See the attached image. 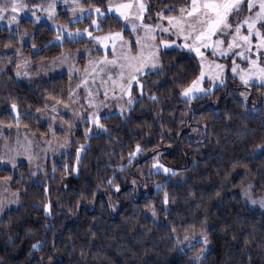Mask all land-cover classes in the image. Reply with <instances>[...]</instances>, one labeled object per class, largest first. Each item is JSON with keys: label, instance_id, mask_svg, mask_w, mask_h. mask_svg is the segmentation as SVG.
Returning <instances> with one entry per match:
<instances>
[{"label": "snow or ice", "instance_id": "obj_1", "mask_svg": "<svg viewBox=\"0 0 264 264\" xmlns=\"http://www.w3.org/2000/svg\"><path fill=\"white\" fill-rule=\"evenodd\" d=\"M62 18L67 22L60 23ZM26 23L33 28L48 27L54 40L44 49L38 48L36 33L29 32ZM0 26V31L7 33L0 38V89L6 90V95L0 93L6 105V111L0 114V138L8 139L3 129L29 128L25 121L40 125L25 135L24 144L17 139V147L6 143L0 150V187L11 192L10 199L0 198V228H4L9 241L13 239L11 229L23 226L12 222L13 206L18 214L29 188L42 191V208L37 211L42 210L44 218L51 219L55 213L52 184L59 183V190L65 193L72 190L71 184L62 181L69 176L79 178L89 153L99 158V152H92V141L106 138L107 146L100 152L106 156L104 169L111 175L95 185L86 184L87 190H74L76 203L67 215L85 207L80 203L84 200L109 215L118 213V194H135L155 181V198L145 197L140 210L142 223L151 221L157 229L163 228L172 241L170 251L183 254L187 264H209L207 209L203 218L191 223L181 221L178 229L169 219L177 203L173 193L186 192L188 204L199 196L200 201L215 198L223 205L229 191L233 207L241 205L237 214L257 208L261 211L259 222L238 218L248 221L252 229L246 233L245 245L256 239L254 232H260L254 248L264 257V166H250L251 161L264 165V110L252 99L255 90L261 94L259 104L264 105V0H0ZM26 46L31 49L28 55ZM50 48L61 51L49 63L45 52ZM57 72L68 78L67 94L40 87L46 83L44 77L56 80ZM74 79L77 83L73 86ZM21 82H27L29 89H39V106L11 91ZM217 93H223L225 99L231 97L240 111L225 108L210 115L227 118L225 129L229 133L233 131L231 122L238 120L236 135L245 138L251 150L246 159H234L228 167H220L224 161L218 160L216 175L220 182L208 190H194L187 173H195L200 162L178 169L166 163L165 157L173 144L180 147L183 143L185 128L203 135L197 144L211 143L208 124L199 123L203 113L192 106L205 100L219 104ZM166 116L170 118L166 120ZM256 120H260L258 134L248 126ZM112 121L118 123L111 126ZM133 125L141 131H131ZM120 130L128 135L127 143L120 139ZM36 132L43 137L37 142L42 156L34 150ZM250 136L254 137L251 141L247 139ZM216 143L221 141L217 139ZM197 152L200 154L199 149ZM57 155L65 162H58ZM95 167L99 169L100 163ZM21 168L26 171L21 172ZM238 168L245 171L233 176ZM57 173L61 181H57ZM195 207L201 209L202 205L197 203ZM44 227L45 237L30 243L29 258L35 256V264H63L57 253L62 248L75 252L76 245L58 244L55 234L49 241L47 233L54 225ZM98 231L94 226L87 230L86 244L91 246L81 247L79 257L71 264H88L85 251L93 259L106 258L112 264H125L130 259L127 254L139 253L140 249L129 242L126 248L117 250L124 259L114 261L110 253L95 246ZM25 234L32 235L31 228ZM145 235L150 233L137 231L133 239L143 240ZM0 264H4L2 257ZM246 264H254L250 252Z\"/></svg>", "mask_w": 264, "mask_h": 264}, {"label": "trees", "instance_id": "obj_2", "mask_svg": "<svg viewBox=\"0 0 264 264\" xmlns=\"http://www.w3.org/2000/svg\"><path fill=\"white\" fill-rule=\"evenodd\" d=\"M59 22L66 23L67 21L65 18H62ZM25 27L29 32L36 33L35 40L37 47L40 49H44V46L55 38L49 28L43 25H38L36 28H33L26 23ZM6 36V32L0 31V38H5ZM30 51L31 49L26 46L25 55H28ZM60 51L57 48L47 49L45 52V56L48 58L47 61L58 55ZM34 63H39V61H34ZM56 77V80H50L48 77H44L46 83H42L40 87L47 88L48 90L54 89L57 92L64 90L65 94H67V89L69 88L67 76L60 74L56 75ZM11 91L19 94L24 100L36 106L42 103L39 96V89H29L27 82H21L20 87L12 86ZM0 93L6 95V90L0 89ZM217 95L221 98L219 104L211 100H205L192 106L198 112L203 113V116L199 119V123L208 124L206 132L211 143H208L207 146L197 144V140L204 139L203 135L197 136L195 133H191L190 129L185 128L187 135L184 137L183 143L180 147L173 144L172 148L167 150L165 157L166 163L178 169L191 167L193 162H200V167L195 173H187L188 176L192 177L189 183L192 184L194 190H208L213 184L220 182V177L216 175L218 160L224 161V164L220 165V167H228L229 162L234 159H246L251 150L250 145L245 143V138L236 135L235 130L240 127L238 120L231 122L233 131L229 133L225 129V124L229 123L227 118L214 119L210 115L212 112H222L225 108L235 112L240 111L231 97L225 99L223 93H217ZM252 99L257 101V106L264 110V105L259 104L261 99L260 93L254 90ZM25 107H27V104H25ZM5 111V102L0 98V114ZM169 118L168 116L165 117L166 120ZM261 119H264V117ZM25 123L29 124V128H25L23 125L20 128L30 134L36 128L40 127L35 121H25ZM117 123V121H112L111 126H115ZM248 126L249 128L256 129L258 134L260 120L250 121ZM44 130L46 129H41V131ZM120 131L122 132L120 139L124 143H127L128 135L124 134L123 130ZM131 131L139 132L141 129L133 125ZM202 131L205 130L202 129ZM35 134L40 135L39 132ZM113 135H116V133H113ZM76 139L84 142L81 136H77ZM217 139L221 141L220 144L216 143ZM247 139L251 141L254 137L250 136ZM106 146V138L101 141H92V152H99V158H93L92 153H89V159L82 169V175L79 178L69 176L66 180L62 181L64 184H71L72 190L65 193L59 190L61 187L59 183L52 184V202L55 207V213L51 219L46 220L42 210L37 211V208H42V191L38 187L29 188L28 197L22 201L23 208L19 210L18 214L15 212V207H13L12 222L23 226H17L11 229L13 237L11 241L8 240L4 228H0V257L4 258V264H35L36 257L29 258L28 256V253L31 251L30 243L45 237L44 226L47 224L54 225L53 230L47 233L49 241H51L55 234L59 238L58 244L76 245L75 252L62 248L57 253V256L63 261V264H71L74 259L79 257L81 247L87 248L91 246L86 244V239L87 230L93 226L99 229L95 246L97 248H103L104 251L110 253L114 261L124 259L117 250L121 247L126 248L129 242H131L140 251L136 256L127 254L130 256V259L125 264H144V261H147L148 264H187L183 254L170 251L172 241L168 238V233L163 228L157 229L152 225L151 221H148L146 225L142 223L144 216L140 214V210L143 208L145 197L151 196L155 198L153 187L155 181L150 182L149 188H141L135 194L128 196L118 194L120 195V199L117 202L120 205L118 213L109 215L107 211H104L98 205H93L89 201L84 200L80 203L85 205V207L78 208L71 215L66 214L76 203L74 190H87L86 184L90 183L91 185H95L99 182L100 178L111 175L109 171L104 169L103 161L106 159V156L100 152V149ZM197 149H199L200 154H198ZM205 160L207 164L203 163ZM57 161L60 163L65 162L61 157ZM98 162L100 163L99 169L95 167ZM250 166L259 168L264 165L259 161H251ZM20 171L24 172L26 169L21 168ZM244 171V169L238 168L232 175L237 176L238 173H243ZM136 175L139 178V174L137 173ZM56 178L57 181H61L60 173H57ZM26 183L29 182L26 180ZM127 188H131L130 181ZM12 191H15V188ZM233 191H239V189ZM173 194L177 196V203L173 206L174 210L169 219L174 222L178 229L181 227V221L191 223L197 218H203L206 214L204 209H207V215L210 217L208 225L211 229L209 264H246L247 254L249 252L253 256L254 264H264V257L259 255L258 248H254V244L259 242L260 232L256 231L253 233V237L256 238L253 243L248 245L244 244V240L248 239L246 233L252 231L248 221L255 220L259 222L261 220V213L251 209L249 211H239L237 214L236 209L240 208L241 205L236 204L233 207V201L231 200L232 192L229 191L225 193L226 199L223 205H219L215 198L211 200L205 198L204 201H200L199 196L191 204H188L185 203L186 192L174 190ZM61 201L63 202L62 205L59 204ZM197 203L202 205L201 209L195 207ZM238 217H248V221ZM161 222L164 224L167 223L163 218H161ZM226 225H230V227H225ZM28 228H31L32 235L25 234ZM137 231L150 233V235H145L143 240H139L138 237L137 239H133V237L137 236ZM234 232L236 239H233ZM144 249L148 250L147 253L144 252ZM85 256L88 258V264H112V261L106 258L93 259L87 251H85Z\"/></svg>", "mask_w": 264, "mask_h": 264}, {"label": "rangeland", "instance_id": "obj_3", "mask_svg": "<svg viewBox=\"0 0 264 264\" xmlns=\"http://www.w3.org/2000/svg\"><path fill=\"white\" fill-rule=\"evenodd\" d=\"M61 23V22H60ZM0 27H2V26H0ZM54 40V39H53ZM75 51V50H74ZM46 62H51V60H48V61H46ZM86 63V62H85ZM61 73H59V72H57L56 73V75H60ZM72 85L74 86L76 83H77V81L74 79L72 82ZM17 133H19V135L17 136ZM2 134L3 135H5V136H7L8 137V139L5 141L4 139H2V138H0V150H3V148H4V145L7 143V144H11L12 145V147L13 148H15V147H17V144H16V141H17V139H19V141L21 142V144H24L25 143V135L26 134H30V133H28L27 131H25V130H23V129H21V128H19V129H17V128H12V129H10V130H8V129H3L2 130ZM43 139V137H41L40 135H37V134H35V136H33V146H34V150H35V152L36 153H38L39 155H43V153L42 152H40V145L37 143L39 140H42ZM46 147V146H45ZM60 156L59 155H57L56 157H55V159L57 160L58 158H59ZM51 153H49V164H50V162H51ZM26 163V162H25ZM5 197H7V198H11V192H5L4 191V189L2 188V187H0V198H5ZM13 207H15V206H13ZM253 211H255V212H258V213H261V211L257 208V209H252Z\"/></svg>", "mask_w": 264, "mask_h": 264}]
</instances>
